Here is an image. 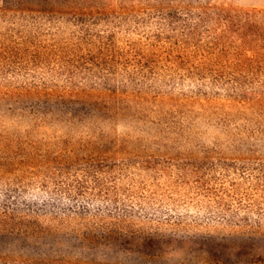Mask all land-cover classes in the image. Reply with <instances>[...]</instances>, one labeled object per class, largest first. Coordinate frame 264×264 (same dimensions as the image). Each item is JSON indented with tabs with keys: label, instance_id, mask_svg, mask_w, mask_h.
Segmentation results:
<instances>
[{
	"label": "trees",
	"instance_id": "obj_1",
	"mask_svg": "<svg viewBox=\"0 0 264 264\" xmlns=\"http://www.w3.org/2000/svg\"><path fill=\"white\" fill-rule=\"evenodd\" d=\"M262 240L264 8L1 0L0 264H264Z\"/></svg>",
	"mask_w": 264,
	"mask_h": 264
},
{
	"label": "rangeland",
	"instance_id": "obj_2",
	"mask_svg": "<svg viewBox=\"0 0 264 264\" xmlns=\"http://www.w3.org/2000/svg\"><path fill=\"white\" fill-rule=\"evenodd\" d=\"M227 1L242 7L264 8V0H227ZM248 250H254L259 252L264 251V240H262L261 243L255 244V246H250ZM195 259H199V258H195Z\"/></svg>",
	"mask_w": 264,
	"mask_h": 264
}]
</instances>
